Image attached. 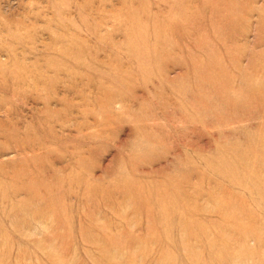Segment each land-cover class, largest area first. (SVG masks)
<instances>
[{"label":"rangeland","instance_id":"obj_1","mask_svg":"<svg viewBox=\"0 0 264 264\" xmlns=\"http://www.w3.org/2000/svg\"><path fill=\"white\" fill-rule=\"evenodd\" d=\"M0 264H264V0H0Z\"/></svg>","mask_w":264,"mask_h":264}]
</instances>
